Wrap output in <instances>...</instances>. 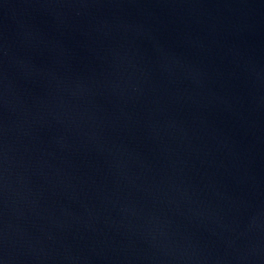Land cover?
I'll use <instances>...</instances> for the list:
<instances>
[{
    "label": "water",
    "instance_id": "1",
    "mask_svg": "<svg viewBox=\"0 0 264 264\" xmlns=\"http://www.w3.org/2000/svg\"><path fill=\"white\" fill-rule=\"evenodd\" d=\"M0 264H264V0H0Z\"/></svg>",
    "mask_w": 264,
    "mask_h": 264
}]
</instances>
